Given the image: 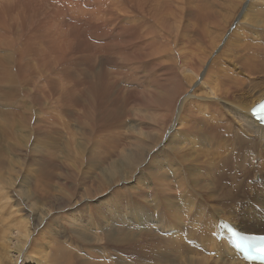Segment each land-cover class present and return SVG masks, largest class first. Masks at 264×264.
<instances>
[{
	"label": "bare ground",
	"instance_id": "1",
	"mask_svg": "<svg viewBox=\"0 0 264 264\" xmlns=\"http://www.w3.org/2000/svg\"><path fill=\"white\" fill-rule=\"evenodd\" d=\"M86 1L91 5L95 0ZM159 1L162 5L157 0H123L122 2L115 0L113 5L115 7H110V4L113 3H108L110 8L101 9L103 18L100 19L98 25L94 23L95 26L89 32L92 31L91 35L95 38H102L108 33H106V30L113 29V22L116 19H121L116 21L119 23L129 19L128 21L133 24L140 23L139 17L147 18L155 27H158L160 31L158 32L156 40H158L159 48L156 46V42L155 44L152 43L151 53L148 52L151 42L143 41V34L135 35L133 42L136 44L133 47L132 53L117 52L122 61L125 62L128 60L133 66L142 65L145 68L146 65H152V68L150 66L151 69H149L154 73L150 80V87H153L154 90L143 91L144 93L141 92L143 94L135 100L136 108H139L140 112H138L137 116L135 115L138 118L136 120L137 122L133 121V125L143 123L146 115L148 117L150 114L153 115L152 108L154 109L157 105L159 111L163 110L161 111L163 112L162 118L155 125L132 128L131 133L126 135V144H124V147L122 146L124 149L121 151H119L120 149L116 150L120 138L113 136V132L110 133L112 138H109V141H107L108 136L105 138L107 131H101L98 135L96 134L99 126H96L97 128L95 130L87 131V129V132L81 133V138L84 142L80 140L82 143L77 148L75 147L76 152L71 153L73 150H69V152H66L67 154L65 152L63 153L66 156L64 160H73L74 166L72 164L70 166H59L56 163L58 160L56 158L53 160L54 157L49 152L51 156L49 157H53L50 164L54 167H60L63 172L61 175L57 174L53 177L51 175L46 178L44 177V179L41 176V179L37 178L33 182L32 180H29L30 182L24 180L25 183L19 185L18 194L12 195L16 198L11 203L13 204L15 202L10 209V211L13 209L10 212L12 220H9L8 223L11 226L8 225V228L6 226L5 231H2L3 233L0 235V264H245L240 256L230 248L228 239L225 236L220 242L216 241L218 234L217 224L219 222L228 223L234 229L247 235H264V233L246 229L247 225L253 228L260 227L262 224L264 226V127L254 121L249 114V111L264 99V0H242V3L247 1L250 5V14L242 16V20L245 21L244 23L246 25L243 27L248 26L251 29L250 31L248 29L247 32L246 30L243 31L245 32V38L243 39L247 43L245 45H235L233 42L234 39H230L231 41L228 42L225 51L223 53L220 52L222 54H219L220 56L212 60V65L209 62L211 67L209 70L206 69L207 71L205 70L206 63L216 47V37L212 36L213 32L209 35V30L220 31L223 29L224 23L229 20L232 14L235 5L234 1L232 0L228 5L224 4V0H197L194 2L193 0H174L175 2L172 0L173 5H170L171 3L168 4L167 0ZM151 2L154 3L152 6L155 5L156 7L152 8L151 4H148ZM147 5H150L149 9L151 11L147 10ZM56 10L55 13L51 10L54 14L53 20L60 23L62 18L66 19V8L61 4L57 12ZM44 12L46 11L44 10ZM3 13L4 11H0V20L3 17ZM191 22L193 23L191 24ZM205 24L212 27L209 30L207 29V31ZM174 25L175 29L172 34ZM65 26L63 25V27ZM240 26H242V23ZM153 27L150 26L148 28L152 29ZM241 29L243 30L242 27ZM96 31H100L101 33H96ZM121 40L125 41L124 44L129 47L126 39H123V37L116 41ZM70 41L72 40L70 39ZM51 43L53 45V42ZM185 43L188 47L193 44L195 45L192 46L195 49V52L194 50L192 51L194 52L192 55L183 53L184 50L182 49H185L183 45ZM73 44L76 47V43ZM57 47L59 46L57 45ZM247 47L248 49L249 47L253 49L250 54H248L249 52L247 53ZM177 48H179L180 52ZM72 49L74 48L72 47ZM111 50L109 46L108 52ZM40 51L42 50L39 49ZM56 52L54 51L53 53L55 54ZM46 53L50 55L48 51ZM62 53L59 54L61 55ZM68 54H70L69 50ZM114 55L117 54L114 52ZM3 56L0 55V65H5L7 58ZM18 56H21V54ZM185 58L188 60V67L184 65V70L181 69L179 74L174 68V65L176 60H181L182 64ZM32 60L34 61V59ZM47 60L49 61V58ZM145 60H149L148 62L150 63L145 65ZM109 61L111 62L112 60L109 59ZM10 62L14 63L15 61L10 60ZM116 62H112L115 67L119 64ZM101 63L103 65V62ZM153 64L155 65L153 66ZM41 66L43 65L41 64ZM0 68L4 70L2 66ZM223 72L228 73V79H222L220 77V74ZM130 73L132 72L130 71ZM8 76H10L9 73ZM101 77L97 78L99 79ZM142 78L144 77L142 76ZM109 80L111 81V79ZM195 80H197L200 88L197 91L193 90L196 85L194 84ZM0 81V83L10 82V79L2 73L0 74ZM113 81L115 80L113 79ZM99 82L101 84V81ZM107 82L105 83L107 84ZM204 83L210 85L207 87L206 95L202 93V85ZM11 86L13 87V85ZM89 90L92 89L89 88ZM109 91L108 93L106 91L103 92L109 94ZM95 95L96 92L92 97H95ZM109 95L112 96L113 94L110 93ZM3 98L10 99V102H12L8 107H22L21 111L17 108L19 112H13L16 118L11 119V127L19 126L22 123L27 124L28 131H24V133L28 137L34 134V131L29 126L32 125L36 132L40 131V121L35 120L33 118L34 116L31 115L29 108L31 104L24 101L26 99L24 96L20 98L17 90L10 88L5 92ZM33 99L37 100L38 98L33 97ZM91 99L94 100L96 97ZM106 99L112 100L115 98L107 97ZM111 100L109 101L111 102ZM80 101L82 100L80 99ZM109 101L107 102L109 103ZM55 102L57 103L58 100ZM13 103H17V105ZM189 106L194 107L188 108ZM202 107L208 110L205 114H202L204 112L201 113V111L194 110V108L202 110ZM122 109L124 110V108ZM157 111L158 109L156 113ZM9 114L10 112H8ZM79 115L81 116V114ZM71 117L73 118V116ZM150 117V120H154L152 118L153 116ZM6 118L8 117L6 116ZM6 118L5 123H7ZM85 118L83 120H87ZM100 121L106 122L105 119L104 121ZM4 124L0 127V130L10 128ZM139 126L141 127V125ZM36 132L33 138L39 136ZM74 132L76 133V131ZM75 135V140L78 142L77 134ZM48 136L50 137V135ZM73 136L71 135L70 138H74ZM46 138L48 139V137ZM89 145L91 146L89 147ZM192 145L194 146L193 149L191 148ZM22 148H24L23 140L18 142L14 138L12 144L13 152L20 155L26 154V151ZM66 149L67 147L64 150ZM20 158L24 157L20 156ZM155 159H157L156 162ZM64 160L62 158V161ZM22 161L23 163L25 162L24 159ZM44 161H47L45 157ZM43 162L37 161V164L44 166ZM3 163H0V170L5 167ZM15 163L22 164L20 160H16ZM32 163L35 162L32 161ZM58 163L61 162L59 161ZM44 171L46 174H49L47 172H50V169L46 171L44 168ZM147 172H149L148 175ZM165 173L169 176H166ZM7 176V181L4 182V185L8 187L5 188L4 195L0 192V202L9 209L11 206L10 201L13 198L10 195L13 186L10 177ZM257 177L258 179H262L260 180V185L252 182ZM16 182L18 183V181ZM23 189H26V191ZM27 190L32 191L33 194L26 200L23 199L24 197L21 199V194L25 195L27 193L30 195V192L28 191V193ZM78 191H81L82 194L80 195ZM59 193H65V195L59 196ZM157 193H160L166 201V203L164 201L161 202L159 206L163 207V210H161L163 214L156 212L158 207L157 197L161 196L157 195L156 197L155 194ZM245 193H249L251 196H246ZM77 195H80V199H76ZM171 197L174 198H172V201ZM25 201L30 202V204L24 205ZM239 201H244V204L239 205ZM49 207L52 210H56V214L58 213L60 216L58 218H51V213L48 210ZM142 209V214L137 215V210ZM5 213L7 212L5 211ZM15 214H18V217L22 221L17 219L19 221L17 222L16 219H13ZM186 219L190 220L192 224L187 225ZM53 221L57 223L55 227L49 223ZM84 221L87 223L81 225ZM164 223H167V225ZM42 226L48 227L46 236L41 244H37L34 241V234ZM87 229L88 231L92 229L94 234L93 232L91 233L89 231L90 233H88L85 231ZM36 245L37 251L32 252L31 250L36 248ZM85 248H88V252ZM73 252H76L77 255ZM126 254L129 256H125Z\"/></svg>",
	"mask_w": 264,
	"mask_h": 264
},
{
	"label": "rangeland",
	"instance_id": "2",
	"mask_svg": "<svg viewBox=\"0 0 264 264\" xmlns=\"http://www.w3.org/2000/svg\"><path fill=\"white\" fill-rule=\"evenodd\" d=\"M67 1L69 2V4H68ZM83 1H85V2H83ZM114 1L115 0H112L111 2H110V0H104V1L95 0L90 5V4L87 3L86 0H70V1L69 0H66V1L65 0H35V1H33L34 3L32 2V0H16V1L15 0H0V11H4L3 17L0 20V55L1 56L4 55L3 57H6L7 58L6 61H5V65H0V67L2 66L3 69H4V70H2L0 68V72L3 71L0 74L4 73L10 79V82L0 83V91H1L0 92L1 93V95H0V117L2 118V119L0 118V120H2L0 122V127L6 122V120H5L6 116L9 119L6 118L7 119V123H5L4 125H6V127H10V128H3L2 130H0V163H3L4 162L3 165L5 164V167L0 170V175L2 177L0 179V192H1L2 195H4V193H5V188L8 187V186L5 187V185H4V182L7 181V179H6L7 174H8L7 177H10L11 184L13 186L12 193H10V195L12 196L13 194H18L19 185L21 183L24 184L25 181L27 182L29 180L30 181L32 180V182H33V180L35 181V179H37V178H40L41 179L42 178L41 176H43V179H44V177L46 178L47 176H51V175H52V177L54 175L56 176L57 174L58 175H61L63 171L60 169V167H54V166H52L50 164V161H51V159L53 157H54L53 160H55V158H56V160H58V161H56V163L59 164V166L60 165H63V166H68L69 165L70 166L71 164H72V166H74L73 160L72 161L71 160H66L69 164L64 160V159H66L65 158L66 156L63 153L64 152L66 153L67 151L69 152V150H71V151L73 150V152L70 151L71 153L76 152L77 146H79V144H81L82 142H84L82 140V138H81V133H84L87 129H88L87 131L95 130L97 128L96 126H99L98 127L99 129L96 132V134L98 135V133L101 132V131H103V132L107 131L106 132V137L104 136L105 138H107V136H108L107 141H109V138L110 139L112 138L110 136V133L113 132V136H115L116 138H120V142H121V143L119 142V145H118L119 148L117 147L116 150H119L120 149L119 151H121V150L124 149L123 148L124 147V144H126L125 143L126 135L128 133H131V131H132L131 129L132 128H142V127H145L146 125L152 126V125H155L162 118V113L163 112H161V111H163V110H160L159 111V107L157 105V107H154V109L156 108L155 110L152 108L153 115L150 114L149 117H148V115H146L144 117V119L145 118L146 119L143 121V123H139L138 125H133V121L137 122L136 120H137L138 117H136V116L138 115V112H140L139 108H136L137 106L135 105V102H136L135 100L137 99V97H139L144 92L154 90L153 87H150V80L152 79L151 77H153L154 73L152 71H150V69L152 68V65H146V64L150 63V62H148L149 60H145V65H146L145 68L142 65H134L133 66L128 60H126L127 62L125 61L126 63L124 61H122V59H120V56L118 54V52H122V53H132L133 47L136 44L135 42H133V39L135 38V35L136 34H138V35L139 34H143L144 37H143L142 40L145 41V42H147V41L148 42L149 41L151 42V44L149 46L150 49L148 50V52L151 51V45H152V43L155 44V42H156L157 43L156 46L159 48L158 40H156L157 39L158 32L160 31V30H158V27H155V25L150 20H148L147 18L139 17L140 23H133V24H131L128 21L129 19H126L122 23L116 22L117 20H121V19H116L113 22V26H112L113 29L111 28V30L110 29L108 31L106 30V33L107 32L108 33L105 34L106 36H104L102 38L101 37L95 38V37H93L91 35V32L92 31L89 32L91 30V28L93 29V27L95 26L94 23H96V25H98L99 22H100V19L103 18L102 17V13H101V9L102 8L109 9L111 6L114 5V3H115ZM117 1L122 2L123 0H117ZM169 1L167 0V3L168 4L171 3L170 5H173L172 0H169ZM175 1H179V0H175ZM194 1H197V0H193V2ZM231 1L232 0H224L223 2H224L225 5H228V4H230ZM233 1H234L235 5L233 7L232 14H231L229 20H227L224 23V27H223L222 30L215 31L213 29H210L212 26L209 27V25H206L205 24L206 27H207V28L205 27L206 30L207 29L208 30L210 29L208 34L210 35L211 32H213L212 36H215L216 37V47H215L214 51L211 53V55L209 57L210 59H208V61H207L208 65L206 63V66H208V67L205 66V70L206 69L207 70L210 69L211 66L209 65V62L211 64L213 62L212 60H214L216 57L220 56L225 51V48L227 47L228 42L231 41L230 39H234L233 42H234L235 45H239V44L240 45H245V43H247V41L245 39H243V38H245L244 37V33L245 32H243V31L246 30V32H247L248 29H249V31L251 29H250V27L248 28V26L245 27V28L243 27V26H246V25L244 23L245 21L242 20V16L249 15L250 14V10H249L250 9V5H249V3H247V1H245L244 3H242L243 2L242 0H233ZM4 2H6V3H4ZM27 2H29V3H27ZM157 2L160 5H162L159 0H157ZM108 3H113V4H110V7H109ZM39 4L40 5L42 4V5L40 6ZM47 4L48 5L50 4L52 6H50V5L48 6ZM61 4L64 5V7L66 8V19L65 18L63 19L62 18L63 20L61 19L60 20V23H58V22H56V21L53 20V16H54L53 13H55V10L56 9L58 10L61 7ZM148 4H151V6H152V4H154V3L151 2V3H148ZM32 5L34 6V8H33ZM37 5H38V8H37ZM78 5H80L81 7L78 6ZM174 5H175V3H174ZM149 6L147 5V10H150L149 9ZM113 7H115V6H113ZM153 7H156V6L154 5V6H152V8ZM50 8H52L51 9L52 12L54 11L53 13L51 12ZM53 9H55V10H53ZM44 10L46 12H44ZM57 10H56V12H57ZM236 12H237L238 15L235 14ZM38 16H40V17H38ZM83 19H85V20H83ZM237 19H238V21H237ZM36 22H37V24H36ZM240 22L242 23V26H240L241 25ZM192 23L193 22H191V24ZM63 25L64 26L66 25V26L63 27ZM89 25H91V26H89ZM186 25H187V23H186ZM150 26H154V27L152 29H149L148 27H150ZM241 27L243 28V30L241 29ZM66 28L68 29V31H67ZM65 29H66L67 32L64 31ZM174 29H175V25L173 27L172 34L174 32ZM224 29H225V31H224ZM238 29L240 30V32H239ZM77 30H78V32H77ZM120 30H121V32H120ZM178 30L180 31V29H178ZM4 32L5 33L7 32V33L5 34ZM8 32H9V34H8ZM63 32L64 33H68L69 36H68V34H64ZM96 33H101V32L100 31H96ZM236 35H238V36H236ZM57 36H58V38L56 39ZM67 36L70 37V38H68ZM115 36H118V37H115ZM241 36H242V39H241ZM51 37L52 38H55V39H52ZM122 37H123V39H126V41H127V43H128V45H129L130 48L127 47L124 44L125 41H123V40L116 41L117 39L122 38ZM65 38H66V41H65ZM103 38H104V40H103ZM70 39L72 41H70ZM101 39H102V41H101ZM10 40H12V41H10ZM8 41H9V43L11 45L10 44L8 45ZM55 41H56V43H55ZM48 42H50V43L53 42V45H52V43L50 45V43H48ZM73 43H76L75 44L76 47H74V44ZM263 44H264V42H263ZM47 45L49 46V48H48ZM57 45L59 47H57ZM77 45L78 46H81V47H78ZM104 45L107 46V47H105ZM183 45L185 46V49H182V50H184L183 51L184 54H187L188 53V55H192V53L195 52L194 47H192V46H195L194 44L192 46L190 45L189 47L187 46L186 43L183 44ZM86 46H87V48H85ZM109 46L114 51L111 50L110 52H108V47ZM9 47H11V48H9ZM20 47H22V48H20ZM72 47L75 49V51H74V49H72ZM83 47H84V50H83ZM149 47H147V48H149ZM56 48H58V49L56 50ZM179 48L181 49V47H179ZM179 48H177L178 51H179ZM223 48H224V50H223ZM18 49L19 50L21 49V51H19ZM22 49H23V51H22ZM39 49L42 50V51L39 52ZM59 49L62 50V51H60ZM63 49H65V50L63 51ZM68 50H69V53L70 54H68ZM88 50H90V51L88 52ZM193 50H194V52H192ZM252 50H253L252 48L249 47V49H248V47H247V53L249 52L248 54H250L252 52ZM35 51H36V53H35ZM47 51L49 52V54L51 56L48 55V53H46ZM54 51L55 52L56 51H59V52H56L57 54L63 52L62 53L63 56H62V54L61 55L59 54L60 55V57H59V55H57L56 53L55 54L53 53ZM73 51H74V53H73ZM84 51L86 52V54H85ZM114 52L117 55H114ZM220 52H222V53H220ZM71 53H72V55H71ZM90 53H91V55H94V56H91ZM20 54H21V56H18ZM67 55H68V57H67ZM214 55H215V57H214ZM45 56H47L49 58V61H51L50 63L47 60L48 58L45 57ZM53 56H54V58H53ZM84 56H87V57H84ZM89 58H90V60H89ZM106 58L108 59L107 61H106ZM32 59H34V61ZM61 59H64V60H61ZM109 59L112 60V61L110 62ZM153 59L155 60V58H153ZM10 60H12L13 62L15 61V62L14 63H11ZM62 61H65V62H62ZM100 61L103 62V65H102V63ZM113 61L114 62L117 61L116 63H119L117 65V67H115L112 64ZM119 61H121V62H119ZM185 61H187V62L184 64ZM6 62H8V63H6ZM53 63L55 64V66H54ZM154 63L156 64V62H154ZM187 63H188V60H186V58L183 59L182 64H181V60H176V63L174 65V68L180 74L181 69L184 70L185 67H188ZM41 64L43 66H41ZM155 64H153V66ZM7 65H9L10 67L7 66ZM181 65H183V66H181ZM184 65H185V67H184ZM150 66H151V68H150ZM48 68H49V70H48ZM50 69H51V71H50ZM110 71H112V72H110ZM130 71L132 73H130ZM7 72L9 73L10 76H8V73ZM99 72H101V73H99ZM89 73H90V75H89ZM11 74L12 75L14 74V75L12 76ZM94 74H96V75H94ZM103 74H104V76H103ZM15 76H18V77H15ZM110 76H112V77H110ZM142 76L144 78H142ZM97 77H101V78L98 79ZM139 77H140V79H139ZM220 77L222 79H228L229 78V75H228L227 72H223V73L220 74ZM112 78L115 81H113ZM121 78H122V80H121ZM100 79L104 80L105 82L108 81L110 84L108 82L106 84L104 81H102ZM109 79H111L112 83H111V81ZM99 81H101V84H100ZM141 82H142V84H141ZM208 82H209V80H208ZM194 84H196V85L194 86L193 90H195V91L199 90L200 88H199V84L197 83V80L194 81ZM204 84L207 85L208 83H204ZM204 84L202 85V88H203L202 93H203V95H206V93H207V87L210 86L209 85L210 82H209V84L207 86L206 85L204 86ZM11 85H13V87ZM106 85H108V86H106ZM93 86L95 87L96 90L94 89ZM8 87L16 89L17 92H18V94H19V97L20 98H22L23 96L26 98V99H24V101L25 102H29L31 104V106H29V108L31 110V115L34 116L33 118L35 120H39L40 121V124L41 125L39 126V128H40V131L39 132H36L34 130V127H32V125L29 126L30 129H32L34 131V134L31 137L26 136L25 135L26 133H24V131H26V132L28 131L27 124L25 125V123H22L19 126H17V125L15 127H11L10 126L11 119L16 118L15 115L13 114V112H17L18 111L17 108H19V111H21L22 110V107H20V106H14V107L13 106L12 107L10 106V107H8L9 104H11L12 102H10V99L3 98L5 96V92L10 89ZM113 87H114V89H113ZM89 88L92 89V90H89ZM98 89H100V90H98ZM109 89H110V91H109ZM139 90H140V92H139ZM71 91H73L74 93L71 92ZM90 91H91V93H90ZM103 91H106V93H108V91H109V94L111 93L113 95L110 96L109 94H105V92H103ZM95 92H96V95H95L96 99H94L95 97H92V96H94ZM141 92H143V93H141ZM71 93H72V95H71ZM38 94H39V96H38ZM73 94H74V96H73ZM33 97L34 98H38V99L35 100V99H33ZM88 97H90V98H88ZM107 97L108 98L114 97L115 99H112V100L111 99H106ZM66 98H67V100H66ZM91 98H93L94 100H92ZM80 99L82 101H80ZM56 100H58L57 103L55 102ZM109 100H111V102ZM5 101H6L7 104L5 103ZM59 101L62 102V103H60ZM107 101H109V103ZM8 102H10V103H8ZM110 103H111V105H110ZM126 103H127L128 106L126 105ZM13 104L14 105H17V103H13ZM37 104H38L39 107L37 106ZM77 104H78V106H77ZM85 105H86V107H85ZM99 105H101V106H99ZM129 107H131V108H129ZM193 107L192 106L191 107L189 106L188 108H193ZM53 108H54V110H53ZM122 108H124V110ZM133 109H134V111H133ZM157 109H158L157 113L160 112V113H158V115L156 113V110ZM197 109L198 108H194L195 111H199V112L201 111V113L204 112L202 114H205L208 111L205 107H202V110H199V109L197 110ZM35 110H36V112H35ZM101 110H103V111H101ZM78 111H79V113H78ZM80 111H81V113H80ZM8 112H10V114L12 113L13 115L12 114L11 115L10 114L8 115ZM71 112H72V115H71ZM89 112H91V113H89ZM103 112H105V113H103ZM125 113H127L126 114L127 117H126ZM79 114H81V116ZM98 114H100V115H98ZM2 115H3V117H2ZM86 115H88V116H86ZM101 115H103V116H101ZM128 115L129 116L131 115V116L129 117ZM133 115L134 116L136 115L135 118H134ZM71 116H73V118ZM150 116H153L152 118L155 121L154 120H150L151 119ZM101 117H102V119H100ZM84 118L87 119V120H83ZM97 118H99V119L97 120ZM104 119L106 120V122L104 121ZM100 120H102L104 122H101ZM79 121H80V123H79ZM139 125H141V127ZM24 126H25V128H24ZM74 126H76V127H74ZM90 126H91V128H90ZM75 128H77L78 130L75 129ZM41 129H43L44 131L41 130ZM73 130L76 131V133ZM126 130H127V132H126ZM42 131H43V133H41ZM35 132L38 133L39 136L33 138V136L35 135ZM70 132H72V133H70ZM3 133H5V134H3ZM69 134H70V136L71 135L73 136V135L77 134V140H79V141L77 142L75 140L76 139L75 138L76 135L73 136L74 138H72V137L70 138ZM43 135H46V136H43ZM48 135H50V137ZM8 136H9V139H8ZM46 137H48V139ZM65 137H67V138H65ZM14 138L18 142H20V140H23V146H24V148H22V149L26 151V154H24V155L21 154L20 155V154H17V153H14L13 152V150H12V144H13V139ZM105 138H104V140L106 141ZM141 138H143V137L141 136ZM80 140H82V142H80ZM45 141H46V143H45ZM65 142H66V144H65ZM72 142H73V144H72ZM44 143L45 144H48V145H45ZM67 143H68L69 146L67 145ZM63 146H65V147L63 148ZM90 146L91 145H89V147ZM48 147H50V148H48ZM66 147H67L68 150L67 149L64 150ZM193 147L194 146L192 145L191 148L193 149ZM47 148H48V150H47ZM61 148H63V149H61ZM49 152H50L51 156L53 155L52 158H50L51 156H50ZM28 153H29V155H28ZM38 155H40V156H38ZM20 156H23L24 158H20ZM27 156H28V158H27ZM40 157H41V159H40ZM44 157L47 160L46 162L44 161ZM26 158H27V160H26ZM62 158H63L64 161H62ZM22 159H24V161H25L24 163H23ZM16 160H20V163H22V164H20V165L19 164H16L15 163ZM32 161L35 162V163H32ZM37 161H41V162L44 161L43 162L44 166H39L37 164ZM59 161L61 163H58ZM156 161H157V159H155V162ZM66 163H67V165H66ZM154 163H152V164H154ZM43 167L45 168L46 171L50 169V172L49 171L47 172L49 174H46V172L44 171V168ZM48 167H49V169H48ZM40 168H42V169H40ZM160 171H162V170L160 169ZM9 174H11V176H9ZM148 174H149V172H147V175ZM26 175H28V176H26ZM165 175L166 176H169L166 173H165ZM258 177H260V176H258ZM258 177L255 180H253V181L251 180V181L254 184L260 185V180H262L260 178H263V177H260L259 179H258ZM29 178H31V179H29ZM16 181H18V183ZM23 190L26 191V189H23ZM28 191L29 190H27V192ZM29 192H30V195L27 194V193H26L27 195L25 194L26 196L21 194L20 195V198L22 199L24 197L23 199L26 200L28 197H31V194H33V192L32 191H29ZM78 192H80V195L82 194L81 191H78ZM62 195H65V193L64 194L59 193V196H62ZM80 195L79 196L77 195L76 196V199H80ZM157 195H161V194L160 193L155 194L156 197H157ZM11 196H9V197L10 198L13 197V198L10 201V205L11 206L9 207V209H7V207H5V205L0 202V235H1V233H3L5 231L6 226H7V228L9 226H11V224H8V223H9V220L10 221L12 220V218L10 216V212H12L13 209L11 211H10V209L13 206V204H15V202L13 204H11V203L16 198L14 196H12V197ZM246 196H251V195L248 193V194H246ZM172 198L173 197H171V201L174 199V198L173 199ZM175 198H177V197H175ZM180 198H182V197L180 196ZM73 199L76 200L75 198H73ZM160 199H161V201H160ZM19 201H21V200H19ZM157 201H158V207L161 205V202L164 201L166 203V201H165V199L163 198L162 195L157 197ZM25 204L26 205L27 204H30V202L28 203L27 201H25L24 202V205ZM238 204L239 205H241V204L243 205L244 204V201H239ZM158 207H157V211L156 212H158V213L161 212L159 214H163V211H161V210H163V207H159V208ZM48 210L51 213V214L49 213L50 216H51V218H58L60 216L58 213L56 214V212H55L56 210H52V208H50V207L48 208ZM2 211H3V213H2ZM5 211L7 213H5ZM141 211H143V209L142 210H137V213L136 214L137 215H141L142 214ZM6 214H7L8 217L6 216ZM14 216L15 217L13 219H16L17 222H19L21 220L18 217L19 216L18 214H15ZM128 217H130V215H128ZM26 218H27V216H26ZM129 220H131V219H129ZM129 220H128V222H130ZM186 220H187L186 221V224L187 225L192 224V222H190V220H188V219H186ZM49 223L53 227H55L57 225L56 221L49 222ZM86 223L87 222L84 221V223L81 224V225H85ZM133 223H131L132 226H134ZM149 223H151V222L149 221ZM164 224L167 225V223H164ZM247 227H249V228H247ZM260 227H254L256 229L255 230L253 227H250V226L247 225L246 226V229H249V230L252 229V231H255V232H258V233H264V226H263V224L260 225ZM262 227H263V229H262ZM47 228H48L47 226H42V228L40 227L39 228V231H37L35 233L36 236L34 234V239H35L34 241H36L37 244L38 243L41 244L44 241L43 239L46 236ZM88 229L85 230V231H87L88 233H90V232L92 233L93 232L92 229L89 230L90 232L88 231ZM42 234H44V235H42ZM93 234H94V232H93ZM38 240H40V241H38ZM85 249L88 252V248H85ZM31 251L32 252L33 251H37V245H36V248H33ZM73 253L76 254V252H73ZM125 256H129V255L126 254ZM98 264H102V263H98Z\"/></svg>",
	"mask_w": 264,
	"mask_h": 264
}]
</instances>
